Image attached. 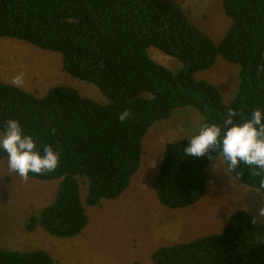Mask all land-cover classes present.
<instances>
[{
	"label": "trees",
	"instance_id": "1",
	"mask_svg": "<svg viewBox=\"0 0 264 264\" xmlns=\"http://www.w3.org/2000/svg\"><path fill=\"white\" fill-rule=\"evenodd\" d=\"M222 3L232 25L216 43L175 2L0 0V40L11 38L60 53L68 74L93 83L109 100L100 104L67 86L40 97L0 81V122L18 118L26 131L37 134L38 144H52L60 152L56 170L29 174L40 181H60L55 200L30 218L29 231L40 226L59 238L79 236L89 224L85 204L99 206L129 188L141 167L143 138L175 110L191 107L203 123H219L229 108L237 122L256 108L264 109V0ZM152 47L182 67L173 71L157 63L150 55ZM219 57L240 68L238 91L228 104L217 86L197 77ZM124 110L133 115L121 122ZM188 139L166 145L154 182L159 201L170 209L199 203L210 179L213 161L184 157ZM5 157L0 154V160ZM230 173L264 195V172L241 165ZM152 258L156 264H264V222L239 210L221 232L162 246ZM0 264L55 263L45 250L0 249Z\"/></svg>",
	"mask_w": 264,
	"mask_h": 264
},
{
	"label": "rangeland",
	"instance_id": "2",
	"mask_svg": "<svg viewBox=\"0 0 264 264\" xmlns=\"http://www.w3.org/2000/svg\"><path fill=\"white\" fill-rule=\"evenodd\" d=\"M182 7L190 21L201 31L220 42L232 25L222 0H163ZM157 63L178 71L182 64L157 48H150ZM25 74L20 87L37 96L59 86L72 87L86 98L107 104L108 98L93 83L76 79L63 68L62 55L45 51L24 41L0 40V81L11 84L17 73ZM240 68L219 57L215 66L197 77L217 86L228 104L236 96ZM203 123L201 114L185 107L174 111L168 120L156 122L143 138L141 167L129 188L117 199H104L99 206L85 204L89 224L73 238H59L42 227L29 231L32 216L51 204L60 181L23 178L11 172L7 157L0 160V249L18 252L45 250L55 264H156L152 254L160 247L189 243L197 238L221 232L229 217L239 210L255 219L264 207V195L240 183L219 163L208 168L205 197L197 204L170 209L159 201L154 182L168 143L190 138ZM222 159V158H221ZM217 160V159H215ZM83 201L87 184L81 183Z\"/></svg>",
	"mask_w": 264,
	"mask_h": 264
},
{
	"label": "clouds",
	"instance_id": "3",
	"mask_svg": "<svg viewBox=\"0 0 264 264\" xmlns=\"http://www.w3.org/2000/svg\"><path fill=\"white\" fill-rule=\"evenodd\" d=\"M25 74L12 77V85L21 87ZM133 114L124 110L119 120L125 122ZM234 109H227V116L219 123H202L199 130L183 146L184 157H207L227 172L246 165L251 171L264 172V109L256 108L249 118L236 121ZM55 128L51 134L55 135ZM0 154L7 157L8 169L16 175L27 178L29 174L52 172L60 164V152L52 144H38L37 134L26 131L22 122L10 117L0 122ZM217 156V160L212 157ZM222 158V159H221ZM264 187V181L261 182ZM259 217H264V207L259 209Z\"/></svg>",
	"mask_w": 264,
	"mask_h": 264
}]
</instances>
